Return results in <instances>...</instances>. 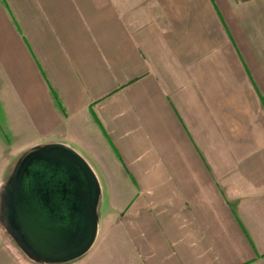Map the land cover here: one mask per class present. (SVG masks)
<instances>
[{
  "label": "crops",
  "instance_id": "1",
  "mask_svg": "<svg viewBox=\"0 0 264 264\" xmlns=\"http://www.w3.org/2000/svg\"><path fill=\"white\" fill-rule=\"evenodd\" d=\"M0 104L97 179L62 264H264V0H0Z\"/></svg>",
  "mask_w": 264,
  "mask_h": 264
},
{
  "label": "water",
  "instance_id": "2",
  "mask_svg": "<svg viewBox=\"0 0 264 264\" xmlns=\"http://www.w3.org/2000/svg\"><path fill=\"white\" fill-rule=\"evenodd\" d=\"M97 179L67 145L34 147L1 189L0 219L35 261L62 264L83 255L97 231Z\"/></svg>",
  "mask_w": 264,
  "mask_h": 264
},
{
  "label": "rangeland",
  "instance_id": "3",
  "mask_svg": "<svg viewBox=\"0 0 264 264\" xmlns=\"http://www.w3.org/2000/svg\"><path fill=\"white\" fill-rule=\"evenodd\" d=\"M1 108L2 106L0 104V192L21 157L32 149H27L24 145L19 144L23 142V137H20V142L12 138V108H8V120L1 111ZM0 264L46 263L35 261L29 257L17 244L14 237L9 233L0 219Z\"/></svg>",
  "mask_w": 264,
  "mask_h": 264
}]
</instances>
